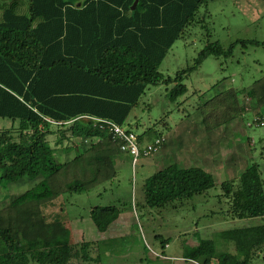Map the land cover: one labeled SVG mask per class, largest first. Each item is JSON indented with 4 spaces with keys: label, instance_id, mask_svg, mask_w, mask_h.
<instances>
[{
    "label": "trees",
    "instance_id": "1",
    "mask_svg": "<svg viewBox=\"0 0 264 264\" xmlns=\"http://www.w3.org/2000/svg\"><path fill=\"white\" fill-rule=\"evenodd\" d=\"M133 1L0 0V119L8 122L0 124V181L25 178L33 183L0 203V264L96 261L91 257L96 240L75 242L63 196L113 180L122 152L89 117L134 133L125 124L147 87L173 83L167 97L174 102L187 91L184 79L208 57L228 58L236 46L264 45L252 40L227 47L207 43L193 64L164 78L158 68L167 52L210 0H138L131 10ZM240 94L249 99L247 105L238 104ZM223 96L215 110L220 121L207 130L237 117L245 127L264 121V75L246 91L231 88ZM145 132L134 133L140 148L162 137L147 142ZM70 150L74 158L55 163V152ZM240 170L237 179L220 184L226 214L230 219L261 218L263 223L220 231V239L231 242L234 252L214 249L201 256L202 264L212 259L217 264H264L263 179L256 163ZM214 186L213 176L201 167L172 162L146 177L142 207L180 208ZM121 213L118 206L97 205L87 217L103 233ZM166 244L162 240L161 247Z\"/></svg>",
    "mask_w": 264,
    "mask_h": 264
},
{
    "label": "rangeland",
    "instance_id": "2",
    "mask_svg": "<svg viewBox=\"0 0 264 264\" xmlns=\"http://www.w3.org/2000/svg\"><path fill=\"white\" fill-rule=\"evenodd\" d=\"M237 40L264 42V0H210L207 7L201 6L195 21L173 43L158 71L164 78H174L176 72L193 64L207 43L217 41L227 47ZM262 75L264 45L248 46L245 50L236 46L231 57L205 59L198 70L184 79L187 91L174 102L167 97L173 83L147 87L130 111L125 127L137 135L146 131L148 141L161 135L165 142L149 158L139 157L134 167L128 162L118 168L113 180L86 192L64 194L65 218H72L75 242L97 241L91 251L96 261L72 264H202L201 256L214 249L233 253L232 243L221 240L219 232L254 226L263 220L230 219L220 184L237 179L240 169L252 163L258 164L264 184V131L254 125L245 127L240 117L232 121L223 138L207 127L220 121L215 110L226 99L223 93L231 88L244 92ZM237 99L239 105H247L249 101L241 94ZM6 123L0 119V124ZM234 132H237L235 140L231 136ZM217 151L224 155V163H202ZM67 160L68 157H61L54 161L62 165ZM172 162L182 167H199L198 163H202L213 176L215 186L205 194L181 202L180 208L142 207L144 180ZM32 185L25 178L17 182L0 181V203L5 204ZM97 205H115L122 210L120 218L105 233L98 232L87 217L90 208ZM162 240H167L165 250L161 247ZM211 264L217 261L212 259Z\"/></svg>",
    "mask_w": 264,
    "mask_h": 264
},
{
    "label": "built area",
    "instance_id": "3",
    "mask_svg": "<svg viewBox=\"0 0 264 264\" xmlns=\"http://www.w3.org/2000/svg\"><path fill=\"white\" fill-rule=\"evenodd\" d=\"M89 118L100 124V127L105 128L111 136L112 141L119 143V150L131 157V167L135 166L139 157L147 158L150 155L157 153L165 142L163 137H159L140 148L137 143V137L134 133L126 131V129L112 121L96 117ZM256 126L264 131V121H259Z\"/></svg>",
    "mask_w": 264,
    "mask_h": 264
},
{
    "label": "crops",
    "instance_id": "4",
    "mask_svg": "<svg viewBox=\"0 0 264 264\" xmlns=\"http://www.w3.org/2000/svg\"><path fill=\"white\" fill-rule=\"evenodd\" d=\"M231 123H232V121L228 124V125H224L222 128H219V129H214V130H216V132H218L217 133V136L218 137H222L223 138V134L224 133H227L228 132V130H229V127L228 126H230L231 125ZM213 130V129H212ZM231 131V130H230ZM229 131V133H231ZM231 136H232V138H234L233 140H235V138H236V136H237V132H234V133H232L231 134ZM220 138L218 139V140H220ZM228 139V138H227ZM78 141V139H74L73 138V141ZM149 139L147 138V139H145V141H148ZM212 140H215L214 138L212 139ZM211 141V140H210ZM228 142L230 143L231 142V140H228ZM210 150V149H209ZM215 153H217V154H215ZM215 153H213V154H215V155H212L211 156V158L210 159H204V157H203V164L205 163L204 161H211V162H220V163H224L225 162V158H223L224 157V155H221V154H218L219 152L217 151V152H215ZM221 155V157H219ZM74 156H75V153H74V150H70L69 151V153L68 154H64L63 152H55V157H56V159H58V158H61V157H68V160H70V159H72V158H74ZM147 158H149V157H147ZM67 160V161H68ZM117 164H116V168H117V170H118V168H122V167H124V166H126L127 164H128V162L131 164V161H130V157L128 156V155H126V154H123V153H119V156L117 157ZM202 163H198V165H199V167H201L203 170H205L206 172H208V170L206 169V167H204L203 166V164ZM71 222L72 221H70V226H71ZM115 222H113L110 226H109V228L114 224ZM108 228V229H109ZM124 228V227H123ZM108 229L105 231V232H107L108 231ZM71 231H72V228H71ZM105 232H103V233H105ZM72 235H73V231H72ZM74 236V235H73ZM167 248V244H166V246L163 248V250H165ZM162 253H163V251H162ZM162 258L164 259H167L168 257H165V256H162Z\"/></svg>",
    "mask_w": 264,
    "mask_h": 264
},
{
    "label": "water",
    "instance_id": "5",
    "mask_svg": "<svg viewBox=\"0 0 264 264\" xmlns=\"http://www.w3.org/2000/svg\"><path fill=\"white\" fill-rule=\"evenodd\" d=\"M137 3H138V0H134L133 1L132 5H131V10H134L135 9Z\"/></svg>",
    "mask_w": 264,
    "mask_h": 264
}]
</instances>
